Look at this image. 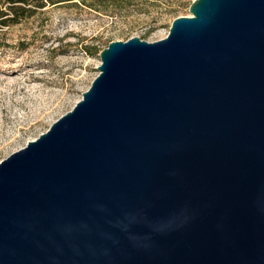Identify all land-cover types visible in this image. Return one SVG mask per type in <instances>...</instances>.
<instances>
[{"label": "water", "instance_id": "95a60500", "mask_svg": "<svg viewBox=\"0 0 264 264\" xmlns=\"http://www.w3.org/2000/svg\"><path fill=\"white\" fill-rule=\"evenodd\" d=\"M189 12L0 162V264H264V0Z\"/></svg>", "mask_w": 264, "mask_h": 264}, {"label": "rangeland", "instance_id": "374dc122", "mask_svg": "<svg viewBox=\"0 0 264 264\" xmlns=\"http://www.w3.org/2000/svg\"><path fill=\"white\" fill-rule=\"evenodd\" d=\"M193 1L67 0L9 30L10 42L31 45L0 54V162L46 133L89 90L101 60L87 47L162 40L175 19L191 16Z\"/></svg>", "mask_w": 264, "mask_h": 264}, {"label": "trees", "instance_id": "16d2710c", "mask_svg": "<svg viewBox=\"0 0 264 264\" xmlns=\"http://www.w3.org/2000/svg\"><path fill=\"white\" fill-rule=\"evenodd\" d=\"M65 1L67 0H0V54L8 53L11 55L26 51L31 42L22 39L10 42L9 30L22 25L24 22L45 16L48 7H53ZM37 35L36 32H33L31 37ZM103 49L98 46L87 47L86 53L89 56H96Z\"/></svg>", "mask_w": 264, "mask_h": 264}]
</instances>
